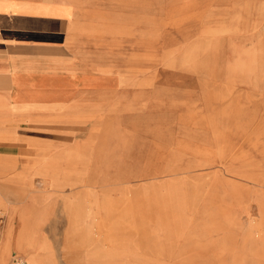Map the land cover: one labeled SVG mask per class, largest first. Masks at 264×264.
<instances>
[{"label":"rangeland","instance_id":"rangeland-1","mask_svg":"<svg viewBox=\"0 0 264 264\" xmlns=\"http://www.w3.org/2000/svg\"><path fill=\"white\" fill-rule=\"evenodd\" d=\"M80 2L93 28L80 37L77 61L126 74L139 92L130 106L99 110L103 161L89 173L95 195H82L83 227H71L66 198L35 172L37 189L0 186L5 264L15 254L29 264L12 244L23 233L7 209L35 227L40 264H264V0ZM155 167L160 179L140 176ZM176 179L209 188L163 219L162 204L137 192Z\"/></svg>","mask_w":264,"mask_h":264},{"label":"crops","instance_id":"crops-1","mask_svg":"<svg viewBox=\"0 0 264 264\" xmlns=\"http://www.w3.org/2000/svg\"><path fill=\"white\" fill-rule=\"evenodd\" d=\"M83 15L80 0H0V186L4 188L6 183L7 187L37 189L34 175L29 174L35 172L45 187L61 191L66 198L65 212L73 229L84 225L82 195H95L97 180L89 173L98 171L103 161V148L98 147L103 134L99 110L130 106L136 102L132 93L139 92L129 84L126 74H110L104 67L84 69L77 61L80 37L93 28ZM100 76L117 80L122 76L124 80L100 84ZM37 125H44L47 133L21 130ZM84 125L90 126L86 133L82 132ZM104 134L106 140H110L109 135L116 140L110 130ZM89 146L91 155L86 154ZM160 150L158 145L152 149L149 164L155 165ZM153 171L140 176L160 179L161 170L155 167ZM176 180L165 183L164 190L144 185L137 194L161 203L160 217L165 219L171 211L177 214L183 203L194 198L200 202L209 188L200 182ZM65 187L81 189L64 193ZM109 203L107 200L102 205L108 214ZM7 210L12 211L17 229L26 238L28 252L43 263L35 227L21 213Z\"/></svg>","mask_w":264,"mask_h":264},{"label":"bare ground","instance_id":"bare-ground-1","mask_svg":"<svg viewBox=\"0 0 264 264\" xmlns=\"http://www.w3.org/2000/svg\"><path fill=\"white\" fill-rule=\"evenodd\" d=\"M200 47V46H199ZM189 48V47H188ZM188 50V49H187ZM185 53V52H184ZM194 56V55H193ZM193 58V57H192ZM194 59V58H193ZM191 61V60H190ZM189 61V62H190ZM105 78H111V77H108V76H104ZM123 78H122V76L121 77H119V81H120V83H123ZM85 85V84H84ZM2 193V192H1ZM10 225H12V223L10 224ZM9 225V226H10ZM9 228V227H8ZM2 236H5V235H7V232H3L2 234H1ZM12 235V234H11ZM13 235H14V233H13ZM10 238V237H9ZM10 239H12V244H14V245H21L22 247H24L26 250H27V247H28V243H27V240H26V238L23 236V234H21V237H20V235L18 236L17 234H16V236H13V237H11ZM31 250V249H30ZM29 250H27V254H28V256H29V264H40V262L37 260V257H36V255L32 252V253H30V252H28ZM0 253H1V255H0V262H1V264H5V262L4 261H6V259H7V255H8V253H7V248H4V247H1V249H0Z\"/></svg>","mask_w":264,"mask_h":264},{"label":"built area","instance_id":"built-area-1","mask_svg":"<svg viewBox=\"0 0 264 264\" xmlns=\"http://www.w3.org/2000/svg\"><path fill=\"white\" fill-rule=\"evenodd\" d=\"M1 222H2V216L0 215V225H1ZM10 264H28V262L23 256L19 254H15Z\"/></svg>","mask_w":264,"mask_h":264}]
</instances>
